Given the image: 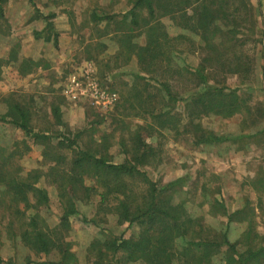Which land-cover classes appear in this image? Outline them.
Instances as JSON below:
<instances>
[{"label":"trees","instance_id":"1","mask_svg":"<svg viewBox=\"0 0 264 264\" xmlns=\"http://www.w3.org/2000/svg\"><path fill=\"white\" fill-rule=\"evenodd\" d=\"M7 2L0 0V22L5 20ZM130 4L131 8L125 13L94 11L91 17L96 23L115 21L118 24L113 34L100 36L112 34L115 41L111 40L118 45V51L110 57L115 60L114 67L134 64V84L120 102L121 112L134 116L149 114L153 122L126 126L127 134L119 139L126 159L115 163L112 153L99 155L91 148H81L78 138L82 131L72 137L63 130L38 132L31 125L30 112L19 103L8 102L7 111L0 112V122L22 130L26 137L44 145L43 158L49 163L47 170H24L18 158L31 149L30 144L23 139L7 153L0 145V212L7 215L8 235L35 255L52 256L36 264L77 262L66 240L70 216L78 213L77 200L88 202L92 192L100 187L104 191L100 194L99 208L115 213L121 225L136 223L140 228L120 238H108L99 233L88 246L89 262L85 264H110L105 261V254L118 252L124 255L125 261L137 264H264V245L253 243L257 235L251 237L250 228L245 230L246 237L238 241H232L229 236L232 221L242 209L226 214L227 222L214 234L201 211L192 212L184 200H175L174 194L184 185L185 177L161 186L143 170L144 166L163 162L161 149L148 141L155 129L192 133L197 145L221 143L234 137L206 130L196 120L212 114L226 118L241 112L252 115L255 106L244 90L252 89L248 83L255 80L256 62L248 45L262 43V40L255 38L259 32L258 20L251 0H131ZM144 11L146 16L142 15ZM164 18L173 21L177 34H170ZM244 30L253 32V36L244 35ZM138 36H144L143 44L135 41ZM100 45L105 46L102 41ZM184 52L201 54L196 69L184 63ZM29 61L24 57L20 73L30 72L25 65ZM4 63L0 57V80ZM234 74L239 75L246 88L225 84L228 76ZM182 104L183 109L178 110L177 106ZM260 110L262 113L259 111L258 115L261 113V116L252 119L253 125L262 123L264 110L262 107ZM53 114L56 124L65 127L58 107L53 109ZM20 144L25 150H21ZM73 150L76 154L71 159L67 152ZM86 175L95 179L97 186L87 185ZM43 177L54 187L64 205L60 224L53 227L40 215V208L50 202L47 188L40 183ZM258 183L259 188L264 189V173ZM112 195L118 197L113 205L109 203ZM262 203L259 199V205ZM250 219L254 229V218ZM179 239L186 240L181 248ZM2 245L0 233V248ZM224 247L226 258L220 263L219 254ZM33 263L28 258L24 264ZM0 264L22 263L0 254Z\"/></svg>","mask_w":264,"mask_h":264},{"label":"rangeland","instance_id":"2","mask_svg":"<svg viewBox=\"0 0 264 264\" xmlns=\"http://www.w3.org/2000/svg\"><path fill=\"white\" fill-rule=\"evenodd\" d=\"M130 1L8 0L4 7L5 20L0 22V57L5 60L0 80V112L7 111L8 102L19 103L30 112L31 125L36 131L58 133L63 130L65 135L71 137L82 131L78 138L81 148H91L98 151L99 155L109 152L113 154L115 163L124 162L126 155L122 152L119 139L122 134H127L126 126L149 125L153 118L149 114L134 116L121 112L120 102L134 84V64L132 61L131 65L114 67L115 60L110 57L118 51V45L111 36L118 24L115 21L96 23L91 14L94 11L99 14H118L128 5L131 7ZM251 2L258 20L259 32L255 38L262 40V43L251 42L248 45L249 53L256 62L255 80L248 83L252 89L244 90L251 96L255 106L252 115L241 112L226 118L212 114L196 120L206 130L234 137L221 143L197 145L192 133L182 131L177 134L155 129L148 141L161 149L163 162L157 166H144L143 170L161 186L185 177L184 185L174 194L175 200H184L192 212L201 211L214 234H218L227 222L226 214L242 209L243 212L232 221L229 236L232 241H238L246 237L245 230L250 228V236L257 235V239L253 241L251 238V242L258 246L264 245V189L259 188L258 183L259 176L264 173V130L261 133L257 131L264 129V118L262 123L256 125L252 124V119L261 116L260 107L264 110V0ZM146 14V11L142 12L143 16ZM163 21L171 35L177 34V28L170 18H164ZM50 22L55 30L48 29L45 32L43 27ZM108 32L112 34L100 37ZM39 33L41 38H37ZM252 33L243 31L246 36ZM45 34L53 39L58 34V42H42ZM101 41L105 46L100 45ZM135 41L143 44L145 38L138 36ZM25 46L27 50L24 53ZM13 57L15 60H11ZM24 57L30 60L25 64L30 68L28 74L19 72ZM182 58L189 68L196 69L201 54L184 52ZM88 70L91 72L90 77L102 87L117 93L119 99L115 106L103 108L82 92L80 86L88 81ZM225 84L233 88H246L236 74L229 75ZM183 105H178L177 109L182 110ZM55 107L62 112L65 127L56 124L53 114ZM23 139L30 144L31 149L18 158V164L24 170H47L49 163L43 158L45 146L26 137L22 130L0 122V145L6 153L14 150ZM104 143L105 148L101 146ZM20 148L25 150L23 144H20ZM67 153L71 159L76 154L75 150ZM40 183L47 188L50 196L49 204L40 208V215L53 227L60 224L64 205L54 187L44 177ZM85 183L97 186L96 180L90 175L85 176ZM1 189L0 186V196ZM103 191L97 187L88 202L76 201L78 213L70 216V226L66 231V240L77 256V262L73 264L89 262L88 246L99 233L108 238H120L122 235L128 237L140 228L136 223L121 225L115 213L101 210L100 194ZM109 199L111 205L118 202L116 195ZM259 199L262 205H259ZM250 217L254 218V229ZM7 223V215L0 212L3 239L0 254L5 259L12 258L22 264L28 258L33 264L39 260L52 259L51 255H35L18 241L15 242L7 233ZM185 244V239L178 240L179 248ZM226 252V248H222L220 263H224ZM104 259L110 264H137L125 261L120 252L106 253Z\"/></svg>","mask_w":264,"mask_h":264},{"label":"built area","instance_id":"3","mask_svg":"<svg viewBox=\"0 0 264 264\" xmlns=\"http://www.w3.org/2000/svg\"><path fill=\"white\" fill-rule=\"evenodd\" d=\"M90 70L87 71L88 81L84 82L81 87L82 92L85 95L90 96L96 104L100 105L103 108H111L117 104L118 95L116 92L110 91L104 87H102L99 82L90 77ZM77 87V86H75ZM83 89H85L83 91Z\"/></svg>","mask_w":264,"mask_h":264},{"label":"crops","instance_id":"4","mask_svg":"<svg viewBox=\"0 0 264 264\" xmlns=\"http://www.w3.org/2000/svg\"><path fill=\"white\" fill-rule=\"evenodd\" d=\"M10 1V0H9ZM128 8H129V5H128ZM128 8H126V9H128ZM131 8V7H130ZM129 8V9H130ZM126 9H123V10H120L119 12H121V13H125L126 12ZM128 9V10H129ZM44 29H45V32H48V29H54V26H53V23H47L44 27H43ZM42 29V28H41ZM55 30V29H54ZM41 31V30H40ZM43 31V30H42ZM59 31V30H58ZM56 32V31H55ZM56 33H58V32H56ZM42 36H41V34L39 33L38 34V37L37 38H41ZM55 38H56V40H54L53 38H51L48 34H45L44 36H43V39H42V42H45V41H48V40H53L55 43H57L58 42V34L56 35V36H54ZM26 50H27V47L25 46L24 47V53L26 52Z\"/></svg>","mask_w":264,"mask_h":264}]
</instances>
